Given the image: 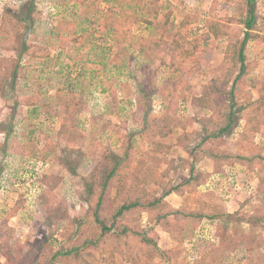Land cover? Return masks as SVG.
I'll return each mask as SVG.
<instances>
[{
	"label": "rangeland",
	"instance_id": "374dc122",
	"mask_svg": "<svg viewBox=\"0 0 264 264\" xmlns=\"http://www.w3.org/2000/svg\"><path fill=\"white\" fill-rule=\"evenodd\" d=\"M1 2L0 263L167 264L135 240L129 257V244L112 235L98 246L94 215L112 226L109 201L133 200L141 189L158 197L191 177L189 151L211 133L209 123H228L240 66L233 46L244 38L247 0H35L28 21L27 2ZM254 2L259 32L235 83L243 112L233 133L210 150L239 153L242 166L235 172L228 169L235 160L204 159L193 179L214 190L213 200L235 195L244 207L215 224L219 230L191 224L193 233L175 223V233H167L146 213L132 224L144 233L155 229L160 249L176 247L185 264L192 263L190 250L204 241L219 245L218 234L227 231L238 238L209 249H237L235 264H264V220L249 224L255 215L264 219V0ZM169 107L174 120L166 137L152 138L163 145L155 150L141 133L142 117L162 118ZM126 153L130 165L121 166L120 182L104 188L113 162ZM175 238L188 245L175 246ZM86 240V263L78 252L64 257ZM56 253L62 256L53 260Z\"/></svg>",
	"mask_w": 264,
	"mask_h": 264
},
{
	"label": "trees",
	"instance_id": "16d2710c",
	"mask_svg": "<svg viewBox=\"0 0 264 264\" xmlns=\"http://www.w3.org/2000/svg\"><path fill=\"white\" fill-rule=\"evenodd\" d=\"M34 4H35V0H29L27 2V7H26L27 12L23 16L25 21H28L29 19H31V14L33 12ZM247 5H248L247 6L248 9H247L246 15L240 23L241 25L244 26V29H245L244 38L240 41L239 47L237 45L233 46V50H235L236 53L238 54L237 60L240 66H239V72L234 79V83L229 93V95L231 96L232 104L229 106V110L225 112L228 123L225 124L223 121L217 124L213 122L209 123L213 126V129H212L213 131L211 130L210 131L211 133L208 132L206 137L204 139H201L199 144L196 147H193L189 151V155L192 159L193 165L190 166L191 177L188 179L187 182H185L184 184L182 183V185H178L174 187V189H172L171 191H167L166 193H164V195H161L158 197H150L148 193L149 191H147L146 189H141L140 190L141 195H137V197H135L133 200L130 199L123 203H121V201H118V200L109 201L108 203H110L112 209L115 208V214L112 216V220H111L113 222L112 226H108L107 223L104 221V219L99 214V211L98 212L96 211L94 218L96 222L98 223L97 225L100 226V229H101L99 238L95 240V242H98V246L106 243L105 239H107L109 235H112L111 236L112 239H117L119 241L121 239L125 240V242L129 244L128 246L126 245L127 249H129L128 251H131L133 249V246L130 245V242L135 240L137 241L138 244H140L139 246H141L140 247L141 250L142 249L144 251L146 250V252L149 254L150 257L165 261L167 259V256H166L167 254L161 251L158 247L159 235L157 234L155 229H153L152 227H149L146 231L147 233H144L140 229L138 231L137 229L136 230L133 229L132 224L139 221L140 215L143 212H150L152 213V221L157 220L158 222L163 223L164 228H168V226L170 225L168 223H171L173 219H176L177 214H180V213L173 212L170 214L166 211L165 204L163 202L164 196L169 194L170 192H174V191L180 192L179 188L181 186L183 187V185L185 184H188V185L192 184L193 179L196 176L195 175V171H196L195 164L197 162L202 161L205 158H210L215 161L227 158V159L235 160L236 163L239 162L238 158H241L239 153H236V154L226 153V155L221 156V155H218L217 153L210 152V150L214 142L216 143L221 142L223 140L221 138H224L225 136L233 133V129L236 127L238 120L241 118V113L243 112V107L242 106L239 107L238 101L235 99V83L243 76L246 70L245 49L247 47V44L251 39H253L252 34H256L255 32H259V25L257 23L258 22L257 5L255 4L254 0H247ZM210 33L214 34L215 36H218V32L215 31L214 29H212ZM206 36L208 37V35ZM255 36H259V35L257 34ZM230 52H231V47L229 46L227 48L226 54L227 53L229 54ZM189 53H190L189 55H193V52H189ZM182 55L184 58H186L188 55V52ZM235 62H236V59H234V63ZM214 91H215V88L212 87L209 90V92L206 94L207 96H209L207 98L211 100V97L214 95ZM209 103L210 101H208V105ZM170 108L171 107H169L168 109V113H166V115H164V117L162 118H152L151 116H149L148 113H144L142 117L141 133L146 138H149L147 139V141H149L152 145H154L155 150L160 149V147H162L163 145L156 143L155 139H152V138H154L155 136L166 137L169 134L168 131H170V127L173 123L174 119L172 115L169 113ZM212 138H216V139H212ZM259 157L264 158V157H261V155ZM248 160L249 159H247V161ZM129 165H130V155H128L127 153L124 155V157H119V159L115 160L113 162L112 169H110V172L106 177L104 188L107 189L110 183H111L110 186L112 187L116 184V182H120L119 174H120L121 166L126 167ZM101 203H102V197L99 201V205H101ZM169 215H173V219L169 220L168 219ZM263 220H264L263 217L256 215L252 217L250 223L252 225H259ZM174 221L175 220H173V222ZM124 222L127 223L126 226L124 225ZM100 238H104V240L102 241L100 240ZM87 243L88 241L86 240L84 241V243L80 244L79 246H75V247H71L67 249L64 252V257H71L72 255L78 252L79 253L78 260L82 261L83 263L84 262L86 263V261H84L82 257V251H83L82 249L84 248V245ZM61 256H62L61 253H56L53 256V260Z\"/></svg>",
	"mask_w": 264,
	"mask_h": 264
},
{
	"label": "crops",
	"instance_id": "0c3cea01",
	"mask_svg": "<svg viewBox=\"0 0 264 264\" xmlns=\"http://www.w3.org/2000/svg\"><path fill=\"white\" fill-rule=\"evenodd\" d=\"M142 107V106H141ZM141 110V109H140ZM166 140V139H164ZM236 154V153H234ZM205 160L208 161H215L210 158H205ZM217 163V162H216ZM240 163H234L230 164L228 169L231 171H237L240 167ZM199 166V164H198ZM201 166V164H200ZM242 166V165H241ZM182 185V184H181ZM180 192H170L169 194L164 196L163 202L165 204L166 211L168 213L178 212L180 214H177V218L173 219V215H169L168 219H173L171 223L168 224H181L179 229H183L188 232L191 227H189L191 224L197 225L200 227V225L206 226L205 228H211V229H218V227H215V224H224L229 219L233 218L241 209V207H244L240 201H238L237 198H231V195L223 197L221 200H213V189L207 188L202 183H196L194 184H185L183 187L181 186ZM240 200V199H239ZM146 213L149 215V223L150 225H158L159 227H163V223L158 222L157 220L152 221V213L150 212H143L140 215L141 216ZM255 215V214H254ZM256 216V215H255ZM252 219V218H251ZM251 221V220H249ZM208 222L209 225H205ZM242 222V221H241ZM249 223V222H248ZM213 224V225H212ZM252 225L251 223H249ZM254 227V225H253ZM162 228V229H163ZM174 226H168V228H164V231L167 233H175ZM192 232L194 233L195 227H193ZM156 231V230H155ZM184 231V232H185ZM157 232V231H156ZM219 232V231H218ZM203 233H207V231H203ZM159 235V233L157 232ZM231 232L227 231L225 233V238L223 236H219L218 234V241H220L219 245L223 244V247H227L228 243L226 240L228 239H234L238 238V235L233 234L230 235ZM178 237V236H177ZM187 237V236H182ZM201 237V236H199ZM181 238V237H180ZM176 239V238H175ZM195 240V239H194ZM160 241V242H159ZM163 242L162 238L160 240V235L158 239V247L161 248V243ZM188 239H176V245L175 246H185L187 244ZM219 245H209V243H206L204 241L203 245H197V249L190 250L191 256L189 259L192 261L190 264H235L234 258L232 255H234V252L237 251V249L233 252H228L227 254H222L218 250H212L209 249V247L212 248V246H215V248H218ZM170 248V247H168ZM228 248V247H227ZM129 250V249H126ZM161 250V249H160ZM165 250V249H164ZM173 250V251H172ZM163 251V250H161ZM165 252V251H163ZM145 253V251H143ZM166 254L170 255V257L167 256L166 263L167 264H185L182 261H179V252L176 250V247H171L170 249H167L165 252ZM130 251H128L125 256H130ZM146 257V255H144ZM245 256V255H244ZM150 257V256H149ZM151 258V257H150ZM193 258V259H192ZM152 259V258H151ZM157 259V258H154ZM129 262V261H128ZM242 264H247L246 260H242ZM256 264V263H254Z\"/></svg>",
	"mask_w": 264,
	"mask_h": 264
},
{
	"label": "built area",
	"instance_id": "2783aa9c",
	"mask_svg": "<svg viewBox=\"0 0 264 264\" xmlns=\"http://www.w3.org/2000/svg\"><path fill=\"white\" fill-rule=\"evenodd\" d=\"M29 0H2V5L7 6L8 4L11 6L21 5L23 3L28 2Z\"/></svg>",
	"mask_w": 264,
	"mask_h": 264
}]
</instances>
